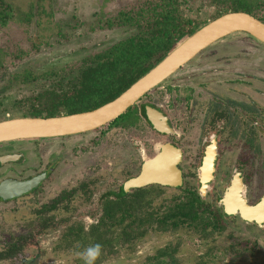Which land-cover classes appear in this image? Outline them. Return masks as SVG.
Here are the masks:
<instances>
[{
    "label": "flooded vegetation",
    "instance_id": "obj_1",
    "mask_svg": "<svg viewBox=\"0 0 264 264\" xmlns=\"http://www.w3.org/2000/svg\"><path fill=\"white\" fill-rule=\"evenodd\" d=\"M249 15L264 24L260 17ZM236 38L239 40L235 41L236 46L230 51L205 49L104 126L117 125L121 132H128L133 125L144 121L155 134L166 138L165 144L172 145L181 153L178 158L173 157L174 167L179 173L180 184L177 183V186L149 183L124 191L126 184L142 174L144 164L161 154L164 144L160 145L153 157L145 159L140 141L131 140L128 156L133 161L136 154L139 162L136 169L125 170L126 163H121L120 173L125 178L118 190L103 191L98 195L97 180L81 182L78 188H64L61 192L54 189L53 174L58 172L59 161L65 159L69 152H54L57 151L54 149L51 153H44L50 154L46 159L42 157L44 150L38 146L28 149V157H25V151L16 147L0 151V185L11 180L28 182L35 177L46 176L37 189L20 198L7 201L0 198V264H12L20 259L22 264H40L43 260L41 254L32 259L25 258L28 246H44L41 232L54 231L53 234L57 232V235L51 242L44 264H70L74 258L81 259L80 253L88 244H96L95 236L105 243L100 245L103 248L95 264H108L123 251L134 252L152 236L161 238L163 243L165 241L163 246L174 247L168 251L163 247H150L147 261L159 262L169 258L172 264L178 260L176 246H184L190 234L198 240L193 246H207L211 240V246L227 249L226 260L229 264H264V45L247 34ZM252 44L256 45V50L251 48ZM162 85L164 105L145 102V98ZM149 106L167 117L172 133L161 134L149 124L145 116L146 107ZM7 120L11 119L3 121ZM98 130L72 136L82 137ZM97 140L94 146L99 142ZM87 141L84 139L79 145H85ZM16 143L19 142L11 144L14 146ZM124 143L121 144L123 149L119 148L116 152L124 151ZM7 144L10 143L0 145ZM210 149H215L216 156L213 167L205 173L202 170ZM94 150L98 151V148ZM31 154H40L41 159L38 164L27 166ZM15 155L21 158L14 162L5 161L4 157ZM82 159L84 161L80 168H86L98 160L97 153L86 154ZM208 174L211 175L210 181L203 185ZM52 188L54 191H50ZM42 190L55 193L46 205L39 195ZM166 190L174 192L173 198L160 209ZM78 193L84 200L76 204ZM94 196L97 210L89 207L77 225L71 224L68 219L72 218L71 214L80 204L87 206V200L91 201ZM27 199H31L30 205L39 204L30 219L41 220L40 224L36 222L35 225L30 221L22 225L15 219L18 213L12 212L15 208L11 207L12 204ZM159 201L161 204L157 205ZM56 214L62 215L60 224L67 229L65 232L58 229L59 222L55 224ZM15 224H19V227L14 232ZM78 230H82L85 243H75L73 234Z\"/></svg>",
    "mask_w": 264,
    "mask_h": 264
},
{
    "label": "rangeland",
    "instance_id": "obj_2",
    "mask_svg": "<svg viewBox=\"0 0 264 264\" xmlns=\"http://www.w3.org/2000/svg\"><path fill=\"white\" fill-rule=\"evenodd\" d=\"M145 1L148 0H0V121L29 116L30 110L27 104L32 97L53 86L60 78L71 79L70 69L74 68L87 55L105 50L131 35L132 29L118 27L109 29L104 26H106L107 20L116 17L122 9H136ZM236 1V5L239 7L235 9L250 10L252 6L257 15L264 20V0ZM179 3L181 15L199 27L213 21L217 14L226 12L228 9L220 7L213 0H179ZM258 4H260L259 7ZM236 36L245 37V34H234L207 48L206 51H230L236 46L237 42L235 41L239 40ZM249 40L254 39L249 38ZM34 45L36 49H34ZM252 45L251 48L256 50V45ZM22 53L27 55L22 56L20 60L17 59V55ZM24 72L34 74L38 81L27 84L16 81L15 76ZM46 73L57 75L50 80H42L41 77ZM163 88L164 85L156 89V92H151L152 95L146 97L145 102L152 101L158 106L164 105ZM131 128L128 132H121L122 130L117 125L106 126L82 137L72 136L62 140L45 139L37 142L25 141L16 143L14 146L11 143L7 146L0 145V151L4 152L9 149L7 147H16L25 151L24 155L28 157V149L38 146L44 150L42 157L46 159L50 154L45 155L44 153H51L54 149H57L54 152H69L65 159L62 158L59 161L58 172L55 171L53 174L54 189L61 192V189L64 188L65 190L74 186L78 188L77 185L81 182L88 183L97 180L98 191L96 193L98 195L103 191L118 190L125 178L124 174L120 173L121 163H126L125 170L136 169V165L139 163L136 154L133 161H130V155L128 156L130 147H132L131 140L140 141L141 148L144 150L142 155L145 159L153 157L160 145L167 142L166 138L155 134L144 121ZM84 139L88 140L87 143L79 145V142ZM96 140L99 142L94 146L93 143ZM122 142H125L124 153L116 152L119 148L123 149ZM68 144L73 146L69 147ZM95 147L98 148V151L94 150ZM91 153H97L98 160L86 168H80L81 162L84 161L82 156ZM39 155L31 154L27 166L38 164L41 159ZM44 191L42 190L39 195L44 198L41 201L45 204L50 202L49 200L54 197L55 193ZM50 191H54L53 188ZM173 193L172 190H166L165 200L160 209L167 206L166 203L171 202ZM83 200L81 193H78L76 204ZM30 202L31 199L19 200L11 206L15 207L12 212L18 213L15 219L17 222H22V225L30 221L34 224L41 222L35 218H33L34 221L30 219L34 215L33 211L37 210L36 205H39L37 203L30 205ZM87 203V206L80 204L74 214H71L72 218H68L69 216L65 218H68L71 224L77 225L89 207L92 210H97L95 196L91 201L87 200ZM160 204L159 201L157 205ZM54 218L55 224L58 222L60 224L62 215L56 214ZM18 227L19 224H15L13 231ZM58 229H61L62 232L67 230L61 224ZM34 233L39 234L38 232ZM53 233L41 232L44 246H28L25 258L32 259L37 257V254H41L43 260L41 259L42 263H39L44 264L48 259L51 242L57 235V232ZM190 235L185 239L184 246H176V253L179 254L178 260L175 262L178 264H229L226 260L227 249L223 246H211V240L207 246H193L198 243V240ZM165 243L161 238L152 236L144 241L138 249H135L136 251H123L120 255L112 258L108 264H170L169 258L159 262H149L146 259V256H149L147 251L150 247L155 249L163 247L166 251L172 250L174 246H163ZM120 260L123 262L120 263ZM12 264H22V261L20 259ZM70 264H83V260L74 258Z\"/></svg>",
    "mask_w": 264,
    "mask_h": 264
},
{
    "label": "trees",
    "instance_id": "obj_3",
    "mask_svg": "<svg viewBox=\"0 0 264 264\" xmlns=\"http://www.w3.org/2000/svg\"><path fill=\"white\" fill-rule=\"evenodd\" d=\"M213 1L222 8H228L226 12L217 14L215 19L229 12H247L259 17L251 5L250 10H244L235 9L239 7L236 0ZM179 4V0H148L136 9H122L116 17L107 20L104 28L132 29L133 33L105 50L87 55L70 69L71 79L60 78L53 86L32 97L27 104L29 116L51 118L78 114L114 101L180 42L201 28L181 15ZM25 55L18 54L17 59ZM56 75L46 73L41 79L50 80ZM15 80L27 84L38 81V78L24 72L16 75ZM73 236L75 243H85L82 230ZM95 239L96 244H105L97 236Z\"/></svg>",
    "mask_w": 264,
    "mask_h": 264
},
{
    "label": "water",
    "instance_id": "obj_4",
    "mask_svg": "<svg viewBox=\"0 0 264 264\" xmlns=\"http://www.w3.org/2000/svg\"><path fill=\"white\" fill-rule=\"evenodd\" d=\"M237 33H245L264 45V24L261 21L243 12L225 14L205 24L193 35L180 42L158 65L114 101L93 111L78 114L2 121L0 122V144L63 138L98 130L121 116L145 94L164 83L199 53L216 42ZM145 116L157 132L166 135L173 132L167 117L159 110L150 106L146 107ZM210 150L205 159L204 170H202L205 173L213 167L216 156L215 149L211 152ZM180 154L172 145L164 144L161 154L154 160L147 161L143 166L142 174L126 184L124 191H129L131 187H143L149 183L177 186V183L180 184L179 173L174 167L173 157L178 158ZM4 158L5 161L14 162L21 156ZM171 158L173 160H170ZM210 176L209 174L208 178L206 176L203 185L210 181ZM45 178L46 176L43 175L28 182L13 180L4 182L0 185V198L4 201L20 198L37 189Z\"/></svg>",
    "mask_w": 264,
    "mask_h": 264
},
{
    "label": "clouds",
    "instance_id": "obj_5",
    "mask_svg": "<svg viewBox=\"0 0 264 264\" xmlns=\"http://www.w3.org/2000/svg\"><path fill=\"white\" fill-rule=\"evenodd\" d=\"M100 255L101 246L99 244H92L80 253L83 264H95Z\"/></svg>",
    "mask_w": 264,
    "mask_h": 264
}]
</instances>
